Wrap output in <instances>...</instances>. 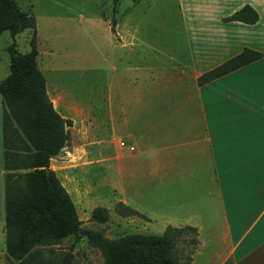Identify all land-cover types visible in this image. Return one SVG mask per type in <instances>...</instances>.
Masks as SVG:
<instances>
[{
	"label": "crops",
	"instance_id": "0c3cea01",
	"mask_svg": "<svg viewBox=\"0 0 264 264\" xmlns=\"http://www.w3.org/2000/svg\"><path fill=\"white\" fill-rule=\"evenodd\" d=\"M178 3L184 46L140 55L136 48L151 44L133 39L129 50L143 61H128L111 82L112 196L142 214L144 204L167 205L166 223L195 227L189 264H264V0ZM246 5L255 23L225 19ZM246 47L262 57L199 83ZM2 120L0 98V264H7ZM97 189L88 185L86 195Z\"/></svg>",
	"mask_w": 264,
	"mask_h": 264
},
{
	"label": "rangeland",
	"instance_id": "374dc122",
	"mask_svg": "<svg viewBox=\"0 0 264 264\" xmlns=\"http://www.w3.org/2000/svg\"><path fill=\"white\" fill-rule=\"evenodd\" d=\"M16 1L34 16L36 29L26 28L14 37L9 31L0 35V82L10 72L8 46L15 41L21 52H27L35 38L38 66L46 78L48 95L60 114L72 121L67 126L68 144L52 158L50 167L70 189L82 220L78 237L70 235L59 243L35 247L33 263L69 256L70 264H104L100 249L89 241L85 230L117 238L130 233L164 234L169 225L175 226L164 220L172 211L167 205L144 204V214L134 209L137 214H127L130 207L112 196L111 173L106 165L114 142L110 129L111 82L121 75L128 61H143L127 43L135 39L151 44L136 48L140 55L151 54L152 48L173 54L174 48L183 47L186 35L178 0ZM0 98L2 102L1 94ZM101 145L104 148L99 154ZM100 157L105 160L89 165ZM88 185L98 189L86 195ZM98 206L108 209L106 222L92 218ZM191 237L193 233L184 230L176 243L180 264H189ZM7 264L21 262L7 259Z\"/></svg>",
	"mask_w": 264,
	"mask_h": 264
},
{
	"label": "trees",
	"instance_id": "16d2710c",
	"mask_svg": "<svg viewBox=\"0 0 264 264\" xmlns=\"http://www.w3.org/2000/svg\"><path fill=\"white\" fill-rule=\"evenodd\" d=\"M225 19L255 23L258 14L246 5ZM26 28L36 29L34 16L22 10L16 0H0V35L9 31L14 37ZM8 53L10 72L0 82L7 170L6 258L21 264H70L69 256L33 263L32 254L37 246L56 244L81 233L82 220L72 196L50 167L52 158L68 144L67 126L72 121L60 114L48 95L46 78L38 66L35 38L29 51L21 52L13 41ZM262 55L246 47L203 73L199 83L212 81ZM127 214L137 212L129 208ZM92 218L106 222L108 209L94 208ZM184 230L193 233L190 244L195 247L197 229L190 225H169L164 234L130 233L117 238L96 230H85L84 234L100 249L104 264H180L175 246Z\"/></svg>",
	"mask_w": 264,
	"mask_h": 264
}]
</instances>
